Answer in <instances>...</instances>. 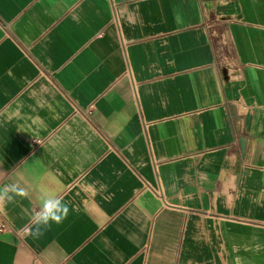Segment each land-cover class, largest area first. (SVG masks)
Here are the masks:
<instances>
[{
  "label": "crops",
  "instance_id": "1",
  "mask_svg": "<svg viewBox=\"0 0 264 264\" xmlns=\"http://www.w3.org/2000/svg\"><path fill=\"white\" fill-rule=\"evenodd\" d=\"M13 183L0 264H264V0H0Z\"/></svg>",
  "mask_w": 264,
  "mask_h": 264
},
{
  "label": "clouds",
  "instance_id": "2",
  "mask_svg": "<svg viewBox=\"0 0 264 264\" xmlns=\"http://www.w3.org/2000/svg\"><path fill=\"white\" fill-rule=\"evenodd\" d=\"M29 196V190L17 183L5 185L0 187V207L5 203L14 202L16 197ZM36 199L39 202V210L31 216V223L34 226L31 235L34 239H39L53 224H61L68 217L70 209L57 195L46 190L40 191Z\"/></svg>",
  "mask_w": 264,
  "mask_h": 264
},
{
  "label": "built area",
  "instance_id": "3",
  "mask_svg": "<svg viewBox=\"0 0 264 264\" xmlns=\"http://www.w3.org/2000/svg\"><path fill=\"white\" fill-rule=\"evenodd\" d=\"M40 140L38 139H33L32 142L35 144V143H38ZM5 227V224L3 223H0V230H2L3 228Z\"/></svg>",
  "mask_w": 264,
  "mask_h": 264
}]
</instances>
